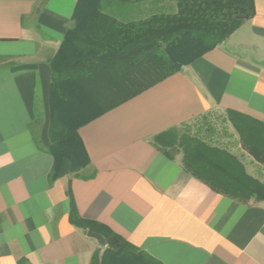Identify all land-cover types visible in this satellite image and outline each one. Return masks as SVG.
Instances as JSON below:
<instances>
[{"label":"crops","instance_id":"1","mask_svg":"<svg viewBox=\"0 0 264 264\" xmlns=\"http://www.w3.org/2000/svg\"><path fill=\"white\" fill-rule=\"evenodd\" d=\"M76 2L0 0V264H89L102 249L70 222L72 206L161 264H264V200L216 193L186 172L180 150L169 157L154 145L222 113L234 144L210 146L264 185L226 119L232 111L264 124V0L222 44L81 126L88 164L72 171L64 159L50 183L49 62Z\"/></svg>","mask_w":264,"mask_h":264},{"label":"trees","instance_id":"2","mask_svg":"<svg viewBox=\"0 0 264 264\" xmlns=\"http://www.w3.org/2000/svg\"><path fill=\"white\" fill-rule=\"evenodd\" d=\"M163 1L77 0L72 27L49 62L50 183L64 159L72 171L88 164L77 135L81 126L180 72L254 15L253 0H176L172 13L132 19L140 5L152 10ZM226 119L242 148L264 168V124L232 111ZM154 145L169 157L180 150L186 172L214 192L242 202L264 200V185L225 150L177 129L155 137ZM69 220L106 241L89 264H161L108 228L82 220L73 206Z\"/></svg>","mask_w":264,"mask_h":264},{"label":"rangeland","instance_id":"3","mask_svg":"<svg viewBox=\"0 0 264 264\" xmlns=\"http://www.w3.org/2000/svg\"><path fill=\"white\" fill-rule=\"evenodd\" d=\"M175 2L176 0H165L159 10V7L157 6L155 9L151 10L149 7L145 8L140 5V9L132 12V19H142L154 11L160 12V10L164 13H172L175 11ZM223 119L224 115L222 113L211 112L204 117L197 118L180 126L178 131L179 134H187L189 136L197 137L200 140L205 141L208 145L221 146L227 141V143L232 146L234 144L233 137Z\"/></svg>","mask_w":264,"mask_h":264},{"label":"water","instance_id":"4","mask_svg":"<svg viewBox=\"0 0 264 264\" xmlns=\"http://www.w3.org/2000/svg\"><path fill=\"white\" fill-rule=\"evenodd\" d=\"M87 236L89 237V238H92V239H94V240H96V242L98 243V245H99V247L102 249V250H104L105 248H106V241L104 240V238L101 236V235H99V234H94V233H92V232H88L87 233Z\"/></svg>","mask_w":264,"mask_h":264}]
</instances>
